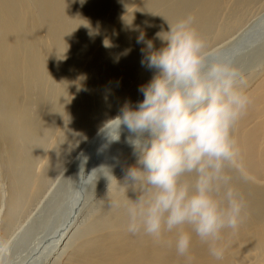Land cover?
Segmentation results:
<instances>
[{"label":"rangeland","instance_id":"1","mask_svg":"<svg viewBox=\"0 0 264 264\" xmlns=\"http://www.w3.org/2000/svg\"><path fill=\"white\" fill-rule=\"evenodd\" d=\"M17 1L18 0L10 1L12 7L15 8L14 11H16V17H18L20 21L17 18L16 19L21 22L20 24L23 27H35V30H37L35 32V35L37 36L36 43H38L36 45L37 47H34L35 44L26 46L23 45L22 51L20 52L21 57L27 61H29V58L30 60L34 61L41 60L46 65L43 71L40 74L38 73L39 75H30L31 77L28 76V72L26 69H21L20 71H23L20 74V83H25L27 85L29 84L30 80H32L30 82L32 84H29L30 87L28 86V89H34L31 90L32 94L30 93V90H28L26 91V93L24 92L21 95V104L19 105V109H22V112L25 115L24 118L26 117L25 119H27V116V120L37 119L33 118V116H38L39 119L35 121L42 120L44 117L49 115L51 111H53L52 109H56L58 105L65 104V107L68 108V105L70 103L72 104V100H76L73 104V106H75V111L80 110V113H82V106L84 107L82 101L85 99V97L91 91H93L94 88L97 89L96 92L102 90V88L105 87L104 84H107L108 81L110 83L107 84V87L105 88L109 90V95L111 93V98L109 97V100L107 102L103 101L100 97H97V99H101L104 102V106L103 103L99 104V106H102H100L98 112L93 113L89 110H85L86 112L83 111L88 114L87 116H85L87 119H85L86 123L84 120V128L82 127L77 132V134L74 135L75 137L73 136V139L68 146L69 149L68 147H66L67 150L65 149L66 151L64 150L62 152L64 154H62L61 156V161H58V165L57 163L54 164V168L52 169L53 172L51 171V176L49 174V178L46 179V184H44V187L37 193L36 199L35 201H33L34 204L31 203L32 206L30 204V206L25 208L26 210L18 215L17 220L11 223V225L7 226V228H5L4 230L2 222L5 218V213L7 212L11 192L9 181L4 174L6 171L5 162L0 161V185H4L7 192L6 197L0 196V240L6 241L10 248L9 254L6 257L7 262L8 264H35L38 261V259L36 260L38 251H35L36 253L33 252L34 248L37 247L41 249V245L44 246L48 243L50 244V241L58 235L59 231H61L62 227H64L65 222L70 220V217L73 216V214L75 215L76 210L79 207H81L84 211L80 221L84 226L80 223L75 228V236L77 234L78 238H80L81 234H83L82 231L85 228L91 227L90 229H88L90 232L93 230V228H97L96 224L97 226H100L104 221L111 220L112 217L115 218L117 211L121 210L120 203H123L125 201L129 202L128 198L133 200V197H136L132 193L134 191L131 187L125 188L124 186L117 191H114V187L111 185V187L109 186L112 177H115V174H117L116 179L122 181L126 179L128 170L131 167L137 165V157L133 154L134 150L127 143V136L129 135L128 132L122 130V135H120V139L118 140L119 142L110 141L109 138L106 140L105 149L104 147H102L104 151L99 150L97 152L98 157L96 160L99 161V166L101 160L106 159L107 161L102 167L100 166V168H98L97 170L95 169L96 173L92 172L94 169L90 171L89 175L92 173L93 175L90 179H88L89 181L87 180L86 185L80 187L79 182V186L77 185V181H79L80 177L82 178V176L84 175V173L82 174V172H84L88 168V161L91 155V151L93 152V146H91L92 143L90 146L89 143L93 138H95L101 131L105 129L108 121L114 119L119 114L120 109L125 105V103L130 102L134 107L138 101H142L144 99L143 95L138 91V89L141 85L147 84L152 79L154 73L153 75L151 74V76H146L144 79H142L141 76H138L139 78L136 76H131L123 78V81L121 78L123 74L125 76V70L131 66L136 65L135 67H138V69L140 70L141 68H144V66L141 65V60L143 58L141 49L144 48L145 45L137 43V40L141 36V34H144L146 40H153L157 32L161 30H170L167 21L169 23H176L178 20L186 19L188 16L194 17L192 24L193 26H199L204 21H206V18L202 16V18H200V16H197L198 14H200L199 11L201 3L205 0H50V2H46L47 4L44 0H42V4L41 0H21V2ZM38 1L40 2L37 3ZM43 2L45 3V6ZM234 2L235 0H223L220 7L221 10L219 9L217 14L211 20V22H214L212 28L206 34L200 36L206 41L207 57L210 61L218 60L222 54H229V52L233 50L234 46L239 44V42L245 40V38L249 36L253 31L259 32V30H261V24H264V0H248L247 3H245L242 7L243 10L241 9V7L235 8L233 5ZM34 3H36L38 7L33 5ZM93 3L94 5H96V8ZM93 6L95 9L93 8ZM56 7L58 8L57 15H52L51 11L49 12L50 14L47 12L49 9H51L53 12L54 8ZM234 8L236 9V12L234 11ZM21 9L23 12L20 11ZM197 9L199 10L197 11ZM238 9H240L241 11ZM194 11H196V13ZM192 12H194V14H192ZM125 15H127V17H125ZM40 16L43 20H40L42 22V25L44 24V26L46 27L41 26L39 28H36L35 21H38ZM20 17H22V19ZM46 17L50 19V23L47 21L48 19ZM195 17H198V20H195ZM44 19L46 20V22H44ZM223 23H225L224 25H227L224 27V33L221 32ZM112 26L114 27L112 28ZM47 27H49L50 30L45 29ZM48 30L49 33H47ZM218 30L220 33H217ZM51 31L53 32V34ZM48 34L52 36L50 37ZM110 34H112V36L114 37H112ZM38 35L40 38L38 37ZM105 41H107L108 43ZM104 42L107 44L105 45ZM101 43L103 47L100 49L98 47H100L99 45H101ZM160 43L161 41L154 40V44L157 49L161 46ZM257 43L255 42L253 44L254 46L249 50L246 49V54H242V56L239 54L238 59L234 60V62L232 60L230 63L233 67L240 70L245 75V77H248L251 72L261 73L260 67L264 65V39H260L259 41H257ZM116 44H118L117 47ZM64 45L66 50L64 49ZM56 46L60 47L61 49L57 48ZM46 48L50 49L54 54L53 56L57 63L54 66H51L50 64L52 62L50 63L48 61L47 52H44L45 50H47ZM63 49L66 52L63 51ZM99 49L102 51H100ZM93 51H97V54H95V52ZM98 51L102 52L103 54L99 53V56ZM73 52L77 53V56L79 53L83 54L86 52L82 55L83 57H86L82 61L83 58L81 59L78 57V59L76 54H74ZM90 52L92 53L90 54L92 60L94 56V61L97 62H94L95 64L92 69L90 68V66H88L87 61H85L87 59V55H89ZM113 53L115 54V59ZM42 54L45 56H43ZM117 56L119 57L117 58ZM95 57L98 58L96 59ZM103 57L104 59L102 61L101 58ZM89 58L90 56L88 57V59ZM104 61H106V63ZM135 61L138 62V64H136ZM239 62L242 63L239 64ZM24 63L26 62L24 61ZM84 64H86V68L88 66V71L82 70ZM99 67L102 70H107L108 75L106 77H103V79L97 78L96 76V72L99 73L98 71H100ZM119 72L122 73L120 74ZM112 74L117 76L114 77ZM80 76L81 80L79 81L78 78ZM113 78L115 81L112 80ZM36 79L39 82H37ZM22 80H24V82H22ZM110 80L114 81L113 83L118 82V80L123 81L121 87L122 90L119 91L117 89L118 86H109L111 89L108 88V85H114ZM102 81L103 83H101ZM120 81L118 83H120ZM115 88L116 91H119V94L116 93L115 90L114 93L112 89ZM60 89L67 90V96L65 92V95L62 94L61 96V92H59ZM41 91L42 94H40ZM33 94L34 96H32ZM41 95H44L43 98ZM112 96L114 98H112ZM38 100H41V102H38ZM86 100H88V98ZM101 108H103V110ZM26 109H28L29 112ZM14 121L15 118H9L10 123H13ZM123 132H126V135L123 134ZM72 145L74 146L72 147ZM70 146L72 148H70ZM111 146L115 147L113 148ZM101 152H106L107 154H105V156L101 158ZM106 155L108 158H105ZM236 167L235 169L231 170H234L233 172H236L237 175L239 174L240 176H243L242 178L238 175L241 180H243L244 182L248 181L249 183H254V181L248 175H245L242 171L240 174L239 170L237 171L238 167ZM101 168H104L103 171L108 178L103 174L102 171H100ZM119 170H121L122 173H120ZM76 185L77 187H75ZM258 186L264 187V184ZM111 204H115L117 206L111 207ZM72 207H74L73 210ZM100 216L102 218H100ZM83 227L85 228L83 229ZM76 237H74L73 242L76 241ZM73 242L71 243L72 245L69 244L67 248L64 249L63 247L60 252H57V254L55 255L58 257H56L57 261L53 260L54 262L51 261L48 263L47 260H43L44 264H72L70 258L73 254L75 246L77 245V243ZM41 253H43V255L45 254L44 251ZM39 259L42 260L41 258Z\"/></svg>","mask_w":264,"mask_h":264},{"label":"bare ground","instance_id":"2","mask_svg":"<svg viewBox=\"0 0 264 264\" xmlns=\"http://www.w3.org/2000/svg\"><path fill=\"white\" fill-rule=\"evenodd\" d=\"M10 1L11 0H0V161L5 162L6 171L4 174L7 180L9 181L10 192H11L7 212L5 213V218L3 219V222H2L3 230L7 228V226L11 225V223L15 222L18 218V215L26 210L25 208L30 206L31 203L34 204L33 201H35L37 193L44 187V184H46L47 182L46 179L49 178L48 177L49 174L51 176V171L54 168V164L57 163L58 165L59 163L58 161L61 159L62 154H64L62 152L66 149V147L70 145L73 139V136L77 134V132L82 127L84 128V125H85L84 120L87 119L85 116L88 115L85 113L86 112L85 110H89L90 112H93V113L98 112L100 109V106H102V105L99 106V104L103 103V106H104L103 101L107 102L109 100V97L111 96V93L109 95V90L105 88L107 87V84L110 83L108 81L107 84L106 83L104 84L105 87L102 88V90L96 92L97 89L94 88V90L91 91L85 97V99L82 101V104H84V107L82 106V109H81L82 113H80V110L75 111V106H73V104L75 103L76 100H72L71 101L72 104L70 103L68 105L69 106L68 108L65 107V104L58 105L56 109H52L53 111H51L50 114L44 117L42 120L35 121L39 119L38 116L37 117L33 116V118H37V119H32L33 122L31 119L27 120L28 116H27V119H25L26 117L24 118L25 115L22 112V109L21 108L19 109V105L21 104V95L24 92L26 93V91L28 90H30V93H31V90H34V89H28L29 84L30 85L32 84L30 83L32 81L30 80V78H29L30 82L28 81L29 84L26 85L25 83L23 84L20 83L19 81L21 79L20 74L23 72V71L22 72L20 71L21 69H26L28 72V76L30 75L35 76L38 73L40 74L43 71V69L46 67V65L41 60L34 61V60H30L29 58V61H27L21 57L20 52L22 51L23 45L26 46L30 44L31 45L35 44L34 45L35 47L38 44L36 43L37 36L35 35L36 34L35 32L37 30H35V27L21 26L20 24L21 22H19L20 21L19 18L16 17V11H14L15 8L12 7V4L10 3ZM44 1L45 3L47 1L50 2V0H44ZM222 1L223 0H205L204 2L202 1L201 6H200V11H199L200 14H198L197 16H200V18L202 17L206 18L205 19L206 21H204L199 26L192 25L200 36L203 34H206L212 28L214 22H211V20L219 11ZM247 1L248 0H235L233 5L235 8L241 7L242 9V7L244 6L245 3H247ZM17 2H21V0H18ZM39 2L40 1H38L37 3ZM45 3H44V6H45ZM41 4H42V0H41ZM33 5L37 6L36 3H34ZM94 6L96 8V5ZM235 8H234V11L236 10ZM198 10L199 9H197V11ZM20 11L23 12L22 9ZM50 11L52 15L58 14L57 7L54 8L53 12L51 9H49L47 12L49 13ZM194 12L196 13V11ZM194 12H192V14H194ZM24 13H25V9H24ZM22 17L20 18L22 19ZM125 17H127V15H125ZM47 19H48L47 21L50 23L49 21L50 19L49 18ZM40 20L43 21L41 19V16L38 21H35L36 28L44 26V24L42 25V22ZM195 20H198V17H195ZM44 22H46V20ZM224 24L225 23L222 24L223 26L221 25L223 27L221 29V32H223L224 27L227 26ZM113 27L114 26H112V28ZM45 29L50 30L49 27ZM49 30L48 32L47 31L46 32L49 33ZM217 33H220L219 30ZM48 35L50 36V34ZM110 35L112 36V34ZM260 39H264V24H261V30H259V32L253 31L249 36L245 38V40H243L242 42H239V44L234 46L233 50H231L229 54L228 53L225 55L222 54L218 60L225 61L228 63H231V61L233 60L234 62V60L238 59L239 54L241 56L242 54H246L245 50L246 49L249 50L251 47L254 46L253 44L255 42L257 43V41H259ZM107 43H105V45ZM160 44L162 46V43ZM101 45H99L100 47H98L97 45V47L101 49L103 47V45L102 46ZM117 45L118 44H116V47ZM107 47H106V50H107ZM57 48L61 49L60 47H57ZM64 49H65V45H64ZM64 49L63 51L66 50ZM47 50L49 51L50 49H47ZM47 50L45 51L43 50V51L47 52L48 61L50 63L52 62L50 64L51 66H54L55 64H57L53 56L54 54L51 50L49 52ZM99 53L103 54L102 52L98 51V55ZM74 54H76L77 56V53H74ZM83 54L79 53L77 58L78 57L81 59L83 58L82 59L83 61L84 58L86 57L85 55H84L85 57H83L82 56ZM90 54L92 53L90 52L89 55H87V59L85 61H87L88 66H90V68L92 69L94 64L97 62L94 61V56H93L94 54L92 55L93 60ZM95 54H97V51L95 52ZM89 56L90 58L88 59ZM113 56L115 59L114 53H113ZM118 57L119 56H117V58ZM101 59L103 61L104 57ZM24 61L26 63H24ZM104 62L106 63V61ZM135 63L138 64V62L136 61ZM240 63L242 62H239V64ZM85 66L86 64L83 65L82 70L88 71L89 70L88 66L87 68ZM135 66L136 65L131 66L125 70L126 72L125 76L124 74L122 75V77L120 76L122 80L123 78L131 77V76L132 77L141 76L142 79H144L146 76H151V74L153 75L154 73L153 70H150L147 67L141 68L140 70L138 69V67H135ZM260 68H261V73L251 72L250 75L246 77L248 81V85H247V88L243 89V91L250 97L251 104L248 106L246 113L236 123L234 130H233V137L237 142V147L239 148V156L237 158V163H236V166L238 167V168L236 167L237 171L239 170L240 174L242 171L245 175H248L254 181V183L253 182L249 183L248 181H246L247 182L246 183L240 178V177L243 178V176H240L238 174L240 176L239 177L236 172L235 173L233 172L234 170L229 171V174L232 177V184L242 194L244 200L246 201L247 208H246V219L242 223V225L239 227V230L236 231L235 233H233L231 230H226L225 232L222 233L223 239L220 242V244L225 250L223 260L218 261L214 257H212L209 253L208 245L205 243H202L199 240V238L195 236H193V242H192L189 255L187 257L179 256L175 249V239H176L175 230L171 233H168V232L164 233L163 238L160 242H156L152 237L144 235L143 233H139L136 235L129 233L126 227L127 225L126 205L129 202L125 201L123 203L122 202L120 203L121 210L117 211L115 218L111 216L112 217L111 220L104 221L103 223H101L100 226L99 225L97 226L96 224L97 228L96 229L93 228V230L90 232L88 229H90L91 227H87V228L83 227V229L84 228L85 229L82 231L83 234H81L82 237L80 236V238H78L77 234H76L77 237L75 236V228L80 223L82 224V222L80 221L84 213L82 208L79 207L76 210L75 215L73 214V216L70 217L71 219L65 222L64 227H62L58 235L55 236L53 239L51 238L52 240L50 241V244L48 243L44 246L41 245L42 246V247L40 246L41 249L37 247L34 248L33 252L38 251L36 255V260L38 259V261L35 264H44L43 260H47L48 263L53 260L57 261L58 257L55 256L57 252H60L63 247L64 249L67 248L69 244L73 242L74 237H76V241L73 243H77V245L75 246L73 250V254L70 258V260L72 261V264H246V263L247 264H264V187L258 186V185L264 184V73H263L264 65H262ZM99 70H100L98 71L99 73L96 72L97 78L103 79V77H106L108 75L106 69L102 70L99 67ZM113 76L115 77L117 75H113ZM78 79L80 81L81 76ZM112 80H114V78ZM114 81H111V83L114 85H108V88H110L111 86H114V87L118 86L117 89L121 91L122 90L121 87H122L124 80L123 81L118 80V82L120 81V83L118 82L113 83ZM22 82H24V80H22ZM37 82L39 81L37 80ZM101 83H103V81ZM112 90L116 91V88ZM66 91L67 90L65 89L59 90V92H61V96L62 94H64V92L67 96ZM119 91H116V93L119 94ZM40 94H42V91ZM57 94H58V91H57ZM32 96H34V94ZM38 96H35V97H38ZM76 96H80V95H76ZM59 97H58V100H59ZM97 97H100L103 101L101 99L100 100L97 99ZM87 98L88 100H86ZM112 98L114 97L112 96ZM38 102H41V100L40 101L38 100ZM101 109L103 110V108ZM10 117L15 118V121L13 123L9 122ZM85 123H86V120H85ZM124 130L127 131L126 129ZM123 134L126 135V132H123ZM107 139L108 137L104 129L95 138H93L90 141L89 146L92 143L91 146H93L92 147L93 152L91 151V155H90L91 159L89 158L88 168L84 172H82V174L84 173V175L82 176V178L80 177L81 180L79 179V181H77V185L79 182L80 187L83 185H86L87 180L91 178L92 174L89 175L90 171H92L93 169L97 170L98 168H100V166L102 167L107 161L106 159L101 160L100 166H99V161L96 160L98 157L97 152L99 150H103L102 147H104L105 149V143ZM73 146L74 145H72V147ZM72 147L70 146V148ZM106 152L105 153L101 152V158L104 157L105 154H107ZM105 158H108L107 155ZM119 172L122 173L121 170H119ZM114 176L115 177H112V180L109 186L110 185L113 186L114 187L113 190L117 191L118 189L125 186V179L122 181L121 180L119 181V179H116L117 174H115ZM77 185L75 187H77ZM132 193L134 194V196H137V193L135 191ZM133 198H134L133 200L136 199V197H133ZM116 204H119V203H116ZM74 207H72V210ZM100 218L102 217L100 216ZM43 251L45 253L44 255L43 253H41ZM39 258H41L42 260H40Z\"/></svg>","mask_w":264,"mask_h":264},{"label":"clouds","instance_id":"3","mask_svg":"<svg viewBox=\"0 0 264 264\" xmlns=\"http://www.w3.org/2000/svg\"><path fill=\"white\" fill-rule=\"evenodd\" d=\"M193 20L167 21L170 30L157 32L153 40L141 34V65L154 75L138 89L144 99L134 107L125 103L105 133L118 141L126 129L137 157L125 179V188L137 193L126 205L127 231L160 242L175 230L176 252L185 257L195 236L219 261L225 251L222 233H235L246 219V201L229 171L239 156L233 130L251 99L243 91L248 81L240 70L208 59ZM154 40L162 46L157 49ZM0 196H7L4 185ZM9 251L0 240V264H8Z\"/></svg>","mask_w":264,"mask_h":264}]
</instances>
